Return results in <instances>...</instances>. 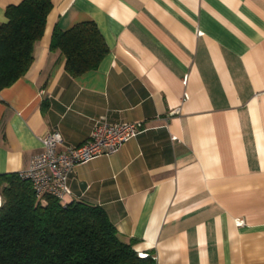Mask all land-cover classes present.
<instances>
[{"label":"crops","instance_id":"obj_1","mask_svg":"<svg viewBox=\"0 0 264 264\" xmlns=\"http://www.w3.org/2000/svg\"><path fill=\"white\" fill-rule=\"evenodd\" d=\"M20 1L0 0V23ZM51 1L28 69L0 89V174L46 131L63 149L99 116L141 121L75 165L62 201L101 206L156 264H264V0ZM83 20L109 50L73 77L51 40Z\"/></svg>","mask_w":264,"mask_h":264},{"label":"trees","instance_id":"obj_2","mask_svg":"<svg viewBox=\"0 0 264 264\" xmlns=\"http://www.w3.org/2000/svg\"><path fill=\"white\" fill-rule=\"evenodd\" d=\"M51 0H21L5 8L0 23V89L24 75L41 37ZM51 48L64 56V69L78 76L98 67L108 46L94 20L55 30ZM0 264H156L139 256L107 212L86 202L53 196L37 201L31 182L18 172L0 174Z\"/></svg>","mask_w":264,"mask_h":264},{"label":"built area","instance_id":"obj_3","mask_svg":"<svg viewBox=\"0 0 264 264\" xmlns=\"http://www.w3.org/2000/svg\"><path fill=\"white\" fill-rule=\"evenodd\" d=\"M142 126L141 121L112 122L105 116H99L94 119L86 140L63 149L58 147L62 143L60 131H46L41 136V152L31 156L27 167L18 171L19 176L31 182L37 201L45 202L47 196L63 200L71 192L68 180L75 165L116 152L123 143L139 133ZM138 255L144 257L147 253L138 252Z\"/></svg>","mask_w":264,"mask_h":264}]
</instances>
